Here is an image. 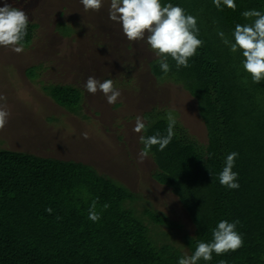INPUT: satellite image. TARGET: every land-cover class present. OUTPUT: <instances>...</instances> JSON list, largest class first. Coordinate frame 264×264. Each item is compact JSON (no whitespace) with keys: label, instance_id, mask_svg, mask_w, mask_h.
Masks as SVG:
<instances>
[{"label":"trees","instance_id":"trees-1","mask_svg":"<svg viewBox=\"0 0 264 264\" xmlns=\"http://www.w3.org/2000/svg\"><path fill=\"white\" fill-rule=\"evenodd\" d=\"M169 3L197 19L203 43L188 67L177 70L169 57L167 74L157 60L150 65L151 74L160 84L183 86L197 101L208 145L174 132L163 151L154 145L149 152L156 165L154 179L172 190L195 226V236L186 241L189 255L197 241H212V230L221 220L239 221L242 246L220 255L213 252L210 261L198 264H264V80L253 83L242 67V50L232 53L217 34L223 31L234 42L236 24L250 23L242 13H264V0H235V10L223 5L218 10L213 0H161L162 6ZM36 29L27 26L25 49ZM41 69L30 68L26 75L37 79ZM245 76L247 84L242 82ZM75 88L42 87L59 108L73 114L84 98ZM167 126V120H158L145 136H164ZM231 152L238 153L233 167L238 189L219 183ZM136 199L91 166L0 150V264H178L183 254L170 245L157 246L146 224L126 206ZM93 200L98 222L88 218ZM147 215L155 224L167 223Z\"/></svg>","mask_w":264,"mask_h":264},{"label":"rangeland","instance_id":"rangeland-1","mask_svg":"<svg viewBox=\"0 0 264 264\" xmlns=\"http://www.w3.org/2000/svg\"><path fill=\"white\" fill-rule=\"evenodd\" d=\"M6 3L25 11L28 26L37 29L22 53L0 46V93L7 97L0 104L10 112L0 130V150L91 166L135 194L126 206L146 224L157 246L189 255L186 241L195 236V226L172 190L155 181L153 157L139 162V137L146 132L133 129L137 116L148 127L171 112L178 124L174 132L206 147L208 133L197 101L183 86L154 78L150 65L159 58L146 37L129 41L121 25L109 20L110 0H102L99 11H85L80 0H0V7ZM40 66L37 79L26 75ZM90 75L113 80L121 92L116 103L109 104L99 90L87 92ZM50 84L76 87L84 95L81 109L73 114L59 108L42 89ZM147 212L167 223L155 224Z\"/></svg>","mask_w":264,"mask_h":264},{"label":"clouds","instance_id":"clouds-1","mask_svg":"<svg viewBox=\"0 0 264 264\" xmlns=\"http://www.w3.org/2000/svg\"><path fill=\"white\" fill-rule=\"evenodd\" d=\"M27 2V0H26ZM85 11H99L102 7V0H80ZM214 6L222 10V5L235 10V0H213ZM243 17L250 20V23L236 24L232 33L234 42L225 36L223 31H218L224 45L230 48L232 53L242 50V67L246 73L250 74L253 83H260L264 80V13L252 9L242 13ZM109 20L119 23L122 31L129 41L144 40L151 50L159 58V64L163 73L170 71L168 58L171 57L176 64L177 70L181 67L189 66V58L197 53V49L202 46L203 41L198 38L199 28L197 19L192 15H186L183 8L173 6L171 3L164 6L161 0H110L108 10ZM29 23L28 14L21 8L8 5L0 7V46L10 47L16 53H22L25 48L24 38L27 35ZM247 76L242 78V82L247 84ZM85 89L90 94L101 91L109 104L116 103L121 96V92L114 87L111 79L103 82L95 76L90 75L85 83ZM7 97L0 93V101H6ZM10 112L6 104H0V130L8 122ZM167 134L162 136L159 132L154 135L139 137V142L143 148L138 153L139 162H143L149 155L151 148L158 145V150L163 151L172 141L174 136V126L176 120L172 113H167ZM136 133L147 131L146 124L142 117L137 116L135 127ZM85 139L89 138L87 131L82 133ZM237 152L227 155L225 166L219 173V183L230 189H238L239 183L236 182L238 173L233 171ZM210 174L211 171L208 168ZM98 199V198H97ZM97 200H93L88 218L93 222L100 220V214L96 211ZM108 204L103 208L107 209ZM49 214L52 209L46 208ZM59 219V218H58ZM239 221L229 223L221 220L215 229L212 230V241H197L195 251L192 255L184 254L178 264H198V261H210L212 254L217 255L235 251L243 244L242 235L236 231ZM225 264V261H220Z\"/></svg>","mask_w":264,"mask_h":264}]
</instances>
